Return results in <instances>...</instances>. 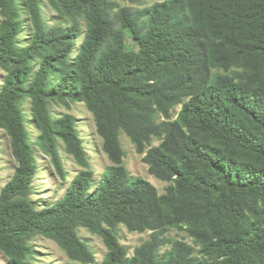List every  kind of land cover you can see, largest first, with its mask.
<instances>
[{"label":"trees","instance_id":"1","mask_svg":"<svg viewBox=\"0 0 264 264\" xmlns=\"http://www.w3.org/2000/svg\"><path fill=\"white\" fill-rule=\"evenodd\" d=\"M0 7V128L10 130L19 164L0 192L7 264H30L38 236L71 262L94 264L81 228L103 239L102 264H210L169 238L170 229L226 264L264 262V0H167L141 10L116 0H0ZM45 8L71 26L50 25ZM25 100L59 179L67 178L60 143L83 169L61 200L40 210L31 201L37 162ZM57 101L84 103L94 116L112 163L94 191L76 120L54 118ZM121 133L150 174L169 183L163 196L124 168ZM121 226L151 233L131 257L118 240Z\"/></svg>","mask_w":264,"mask_h":264},{"label":"rangeland","instance_id":"2","mask_svg":"<svg viewBox=\"0 0 264 264\" xmlns=\"http://www.w3.org/2000/svg\"><path fill=\"white\" fill-rule=\"evenodd\" d=\"M164 1L167 0H143V3L140 5L131 4L122 0H116V3L120 7L141 10L150 7L157 2ZM44 12V17L50 25L56 27L71 26V21L69 19L58 16L54 11L45 8ZM24 18L27 17L25 16ZM1 20L2 11L0 7V21ZM77 21L82 28L86 27V23L83 19L79 17ZM21 38L22 40H25L26 37L22 35ZM128 43L132 45L130 39H128ZM213 72L220 71L214 70ZM5 77L6 72L0 68V90L4 84ZM21 109L25 117L26 130L33 143L35 160L37 162V174L33 183L31 201L34 203L35 207L40 210L61 200L74 177L83 169L75 163L73 157L66 152L64 145L60 143L59 149L67 170V178L64 181L59 179L50 162V157L40 145V132L33 118L30 100H25L21 104ZM50 110L54 118L67 114L75 118L79 137L82 140L90 167L94 172V183L91 190L94 191L99 187L106 169L111 166L112 163L108 156L102 151V140L97 135L93 114L87 109L84 103L57 101L50 104ZM180 110L181 106L175 109L172 117L173 120L177 118ZM120 142L125 153L123 166L129 172L130 176L150 182L156 187L159 195L163 196L169 183L162 182L150 174L148 166L142 161L144 155H139L136 152L134 145L124 133H121L120 135ZM160 143V139L154 138L151 147H157ZM18 165L13 150V137L10 130L0 128V192L11 181ZM258 210L260 215L262 210L260 208H258ZM250 218H254L252 214H250ZM78 234L94 254V264H102L108 253V249L103 239L98 235L91 234L84 228H81L78 231ZM150 234L149 231L144 233L129 232L124 226H121L118 230V240L119 243L127 249L128 254L131 257L134 250L149 239ZM168 237L175 240L185 241L188 245L194 248L195 256L207 260L210 264H226V258L217 254V252L202 251L201 246L197 245L195 240L191 238L187 232L170 229ZM31 245L33 246L36 256L34 260L30 261V264H76L68 259L65 252L61 250L56 243L42 236L34 238L31 241ZM7 262L8 260L5 255L0 252V264H7ZM243 262L244 264H264L261 259L255 257L244 260Z\"/></svg>","mask_w":264,"mask_h":264}]
</instances>
